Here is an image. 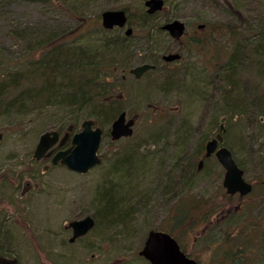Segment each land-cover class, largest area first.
I'll return each instance as SVG.
<instances>
[{"label": "rangeland", "instance_id": "374dc122", "mask_svg": "<svg viewBox=\"0 0 264 264\" xmlns=\"http://www.w3.org/2000/svg\"><path fill=\"white\" fill-rule=\"evenodd\" d=\"M144 1L0 0V80L32 70L42 55L61 46L69 53L81 51L90 64L78 76L93 95L78 110L63 107L49 95L53 86L42 81L40 72L39 83L22 85L31 100L20 111L0 109V258L15 259L16 264H149L137 253L149 230H162L171 232L200 264H231L230 253L258 242L264 228V119H228L216 91L225 84L222 70L236 39L243 46L254 45L255 38L243 37V29L258 25L264 0H163V10L150 19L144 18ZM105 10L126 11L131 39L116 41L122 35L118 30L103 29L100 14ZM168 20L183 22L191 36L173 42L160 29ZM52 36L60 37L54 46L47 42ZM175 51L181 62L166 74L159 57ZM247 55L241 56L236 78L240 88L259 97L264 74ZM150 60H156L157 70L140 80L126 74L120 81L129 68ZM169 73L168 89L163 83ZM45 94L50 98L44 100ZM115 98L135 122L130 137L112 141L108 131L113 120L94 118L91 108L100 100L105 108ZM222 118L224 144L255 186L241 204L238 197H226L223 169L215 158L196 170ZM85 119L102 130L98 166L81 175L33 158L43 132L62 134L69 126L77 132ZM189 163L194 174L187 176L183 167ZM112 192L127 203L122 209L126 222L105 230L98 199ZM180 209L186 218L174 226ZM85 216L93 217V228L70 243L68 223ZM243 257L247 264H264L259 249L249 248Z\"/></svg>", "mask_w": 264, "mask_h": 264}, {"label": "trees", "instance_id": "16d2710c", "mask_svg": "<svg viewBox=\"0 0 264 264\" xmlns=\"http://www.w3.org/2000/svg\"><path fill=\"white\" fill-rule=\"evenodd\" d=\"M150 17L151 16L145 15L144 18L150 19ZM142 23H145V21ZM243 30L246 33L243 35V37L245 36L247 38H255L253 41L254 45L247 44L243 46L239 44L240 40L242 39H236V44L228 55V58L225 61V67L223 68L224 70H222L226 72L225 84L223 85V88H218L216 92H218L219 96L224 102L223 104L227 109L226 113L228 119H232L234 116L247 117L249 119L259 117L257 120L260 121V119H264V99H262L264 97V93L257 97V95H251V93L245 89V87L240 88L238 81L239 79L237 80L236 78V68L238 63H241V61L245 58V55L251 54V56L254 58L253 66L257 71H260L264 74V71H261V69L264 68V59L261 60L263 67L261 68L260 66V58L264 57V16L260 19L257 26L244 27ZM59 38L56 39L55 36H52L47 42L49 45L54 46L56 44V40ZM43 44L44 43H42V45ZM249 46L251 47L249 49L250 52H248ZM53 48L54 49H52L51 52H48L47 55H44V57L42 55L39 61L36 62V65H38L36 68L35 65L33 66L32 70L24 71L25 73L21 71H15L16 73H10L0 80V93H2L3 98L6 99L1 101L2 96L0 95L1 110L7 111L10 108L15 107L16 110L20 111L21 108L25 106V103L31 100V95L29 94L30 90L24 88L22 85L27 84L26 86L28 87L29 85L39 83L41 81L39 76L40 72H43L42 81L49 84L50 86H53L49 95L52 94V96L55 97V100L59 101L60 104H65L63 107H73L78 110L82 106L90 104V102L93 100V95L88 88L87 82L78 76V74H80V69L85 71V67L89 68L90 64H87L84 58L80 56L81 51L77 55L75 52L69 53L63 51L61 46ZM243 49L245 53H242ZM258 61H260V63H258ZM55 79H57L58 82ZM89 80L91 81L92 79L90 78ZM94 80L95 79L93 77V84H96ZM102 88L103 86H101V89ZM36 94L37 93L32 96L33 99L38 97ZM101 96L102 95L99 94V98ZM49 98L50 97L45 94L44 100ZM96 98L98 99V96ZM102 98L105 97L102 96ZM120 101V98H115L113 101L106 102V107L104 108L103 103L100 100L98 105H93L91 108V114L94 118H98L99 120L100 117H103V119L105 121L107 120L108 122L114 120V118H116L119 113L123 112L122 108L120 107ZM35 105L39 107L38 103ZM255 107H257V111L255 113H251ZM68 122L70 121H67L66 123ZM62 126L59 127L60 131ZM106 135L107 133H105V136ZM232 156L234 158L233 154ZM234 160L238 167L242 169L240 163L237 162L235 158ZM119 162L120 161H118V163ZM120 163L122 164V162ZM183 168L188 173L187 176L194 174L192 164L189 163L188 166ZM187 180L189 181V179ZM117 192L119 191L117 190ZM121 199L123 198L117 197L115 192H112L109 195H104L101 197V199H98L99 205L101 206L100 210L98 211L100 218L99 220L105 230L111 229V227L116 223L125 226L126 219L124 218V214H122V209L125 205H127V203L121 201ZM176 213L177 215H175L173 218L174 226L182 222V220L185 219L187 215L184 213V210L181 209L177 210ZM167 232L171 234V232ZM171 235L177 240L173 234ZM244 247L245 249L238 247L237 252L230 253L229 257L231 259V264H247L243 255L249 248L251 252L258 251L259 249L260 252L264 253V228L260 231L258 242H253L251 245H244Z\"/></svg>", "mask_w": 264, "mask_h": 264}, {"label": "water", "instance_id": "95a60500", "mask_svg": "<svg viewBox=\"0 0 264 264\" xmlns=\"http://www.w3.org/2000/svg\"><path fill=\"white\" fill-rule=\"evenodd\" d=\"M144 6L146 13L152 15L160 12L164 8L163 0H145ZM101 26L104 29H112L113 27H123L126 24V13L124 10H105L100 14ZM161 29L166 31L172 39H180L185 30V25L179 20H171L164 23ZM130 34V29L126 31V35ZM164 61H174L179 59V55L167 54L162 58ZM154 66L143 64L135 67L132 73L135 78H139L142 73ZM134 117L128 118L125 112H121L112 121L109 135L112 141L121 138H127L132 135L134 126ZM71 127H68V131ZM219 131L215 138L206 142L204 146L205 157L214 153L217 161L224 169V177L222 186L227 195L238 194L240 197L246 196L252 190L250 183L243 178V170L235 163L231 152L226 147H220L216 150L218 142H222V134L225 132L224 118L220 120ZM102 137V130L97 127L96 122L92 119H85L80 124V130L74 133L70 139V147L64 150L57 151L52 159V165L64 166L69 171L77 174H87L89 170L100 164V158L97 151ZM2 134L0 133V140ZM68 139V132H65L60 137L57 131L43 132L38 139L33 152V158L40 160L48 158L54 146L62 147ZM201 164H198V169ZM94 226L92 216H85L79 220H74L68 223L67 227L71 229V237L69 242H74L76 239L85 236ZM138 256L146 260L149 264H198V262L188 257L180 248L178 242L171 234L159 231L149 230L146 234L143 245L138 251ZM2 264H16L15 259L4 260L0 258Z\"/></svg>", "mask_w": 264, "mask_h": 264}, {"label": "flooded vegetation", "instance_id": "af4514ba", "mask_svg": "<svg viewBox=\"0 0 264 264\" xmlns=\"http://www.w3.org/2000/svg\"><path fill=\"white\" fill-rule=\"evenodd\" d=\"M161 12V11H160ZM125 13H126V11H125ZM158 13V12H157ZM157 13H154V14H152V15H149V14H147L146 13V9H145V15H147V16H154L155 14H157ZM126 18H127V20H126V24L123 26V27H113L112 29H104V30H106V31H111V30H114V29H116V30H118L122 35H120V37L118 36H116L115 38H114V40H126V39H131L132 38V36L134 35V33H133V29L129 26V20H128V16H127V14H126ZM170 21V20H169ZM169 21H167V22H169ZM163 25H164V23H163ZM185 25V24H184ZM162 26V25H161ZM161 26H160V29H161ZM202 28H204V25H197V29L199 30H201ZM128 29H130V34L129 35H126V31L128 30ZM162 30V29H161ZM162 31H164V30H162ZM165 33H167L166 31H164ZM168 34V33H167ZM168 36H169V34H168ZM187 36H191L189 33H188V31H187V28H186V25H185V30H184V33H183V35L180 37V39H172L170 36V38L173 40V42H175V43H179V42H182V40L185 38V37H187ZM193 38H195V36L193 35ZM115 41V42H116ZM174 53H176V54H178L179 55V59H177V60H174V61H169V62H167V61H164L162 58H163V56L164 55H166V54H164V55H162L161 57H159V58H161V60H162V63H160L162 66V68H163V71H165V70H167L166 71V74L168 73V71L170 72V71H173V70H175L172 66L174 65V64H178L179 62H181V59H182V55H181V53L179 52V51H175V52H171V53H168V54H174ZM143 64H148V65H152V66H154V69H149V70H147V71H145L144 73H142L141 75H140V77L139 78H135L134 77V75H133V73H132V70L135 68V67H137V66H140V65H143ZM157 68H158V65H157V63H156V60H150V61H143V63L141 62L139 65H136V66H134V67H132V68H129L128 70H127V73H125L126 72V70H122L121 71V73H125V74H122L121 75V77H120V81L121 82H123L124 80H125V78H126V74H128V75H130V76H132L135 80H140L141 78H143L147 73H149V72H153V71H155V70H157ZM116 70V69H115ZM110 73H114V70H111L110 71ZM165 74V81H164V85H165V88L167 87L168 89L169 88H171L172 87V81L171 80H169V77H171V75H170V73L168 74V75H166ZM65 132H68V139H67V141H66V143L64 144V146H62V147H56V146H54V150H53V152H52V154L48 157V158H43L42 160H49L50 162H51V159H52V157H53V155L57 152V151H59V150H64V149H67V148H69L70 147V139H71V137H72V135L74 134V133H76V132H72V128L68 131V129L65 131ZM64 132V133H65ZM225 132H226V129H225ZM223 133L222 134V142L220 143V142H218V144H217V147H216V150L217 149H219L220 147H226L225 146V144H224V138H225V134L226 133ZM64 133H60L59 135H60V137H62L63 136V134ZM217 133H218V130H217ZM216 133V134H217ZM216 134H215V136H216ZM215 138V137H214ZM213 139V138H212ZM211 140V139H210ZM209 141V140H208ZM207 141V142H208ZM205 146V145H204ZM226 148H228V147H226ZM205 155V150H204V147H203V150H202V156H201V159L198 161V163H197V168H196V170L197 171H200L202 168H203V164H204V162L206 161V160H208V159H210V158H215V160L217 161V159H216V157H215V155H214V153H212L210 156H208V157H205L204 156ZM218 162V161H217ZM201 164V167L198 169V164ZM218 164H219V162H218ZM220 165V164H219ZM221 166V165H220ZM222 168V167H221ZM223 169V168H222ZM243 170V169H242ZM243 175H245V172H243ZM223 177H224V169H223ZM245 179V178H244ZM223 180V179H222ZM245 181L246 182H248V183H250L251 184V186H252V190H251V192L249 193V194H247L246 196H243V197H240L238 194H234V195H232V196H230V195H227L226 194V197H228V198H231V197H238V203L239 204H241V203H244V201H245V199H247V198H249L251 195H252V193H253V191H254V185L251 183V182H249L247 179H245ZM263 182V181H262ZM221 185H222V183H221ZM222 188H223V186H222ZM224 189V188H223ZM224 191H225V189H224ZM257 201V204H261L260 203V201H258V200H256ZM255 203V202H254ZM239 208L240 207H238V206H236V209L237 210H239ZM228 211V210H227ZM179 243V242H178ZM181 246V245H180ZM182 248V247H181ZM185 252V251H184ZM188 255V254H187ZM189 256V255H188ZM190 257V256H189ZM2 259H4V260H8V259H6V258H2ZM197 261V260H196ZM198 262V261H197ZM0 264H2V263H0ZM5 264V263H4ZM198 264H200L199 262H198Z\"/></svg>", "mask_w": 264, "mask_h": 264}, {"label": "bare ground", "instance_id": "6f19581e", "mask_svg": "<svg viewBox=\"0 0 264 264\" xmlns=\"http://www.w3.org/2000/svg\"><path fill=\"white\" fill-rule=\"evenodd\" d=\"M154 69V68H153Z\"/></svg>", "mask_w": 264, "mask_h": 264}]
</instances>
